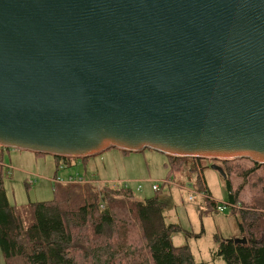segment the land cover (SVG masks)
Masks as SVG:
<instances>
[{
  "label": "water",
  "instance_id": "1",
  "mask_svg": "<svg viewBox=\"0 0 264 264\" xmlns=\"http://www.w3.org/2000/svg\"><path fill=\"white\" fill-rule=\"evenodd\" d=\"M0 146L264 165V0H0Z\"/></svg>",
  "mask_w": 264,
  "mask_h": 264
},
{
  "label": "trees",
  "instance_id": "2",
  "mask_svg": "<svg viewBox=\"0 0 264 264\" xmlns=\"http://www.w3.org/2000/svg\"><path fill=\"white\" fill-rule=\"evenodd\" d=\"M56 159L65 166L72 161L68 157ZM202 160L167 156L166 183L187 178L186 185L202 194L207 207L218 211L219 204L203 177L192 180L203 168ZM222 168L227 176L232 172ZM248 173L240 171L244 177ZM261 180L262 196L249 208H241L238 192L226 179L228 205L238 211L242 236L248 240L237 244L236 257H231L234 243L227 242L219 249L229 261L264 264V175ZM97 181L57 183L52 199L30 202L32 221L25 225L19 210L10 204L0 178V250L5 263L204 264L196 260L188 245L173 244L171 235L181 226L167 222L166 204L159 196L137 199L130 187L98 185Z\"/></svg>",
  "mask_w": 264,
  "mask_h": 264
},
{
  "label": "rangeland",
  "instance_id": "3",
  "mask_svg": "<svg viewBox=\"0 0 264 264\" xmlns=\"http://www.w3.org/2000/svg\"><path fill=\"white\" fill-rule=\"evenodd\" d=\"M71 159V164L65 166L50 154L0 146L2 185L10 204L19 210L25 225L32 221L30 202L52 199L57 183L90 178L98 179V185L127 182L137 199L157 195L166 204L167 222L181 226L180 231L171 235L175 246L188 245L196 260L204 264H243L239 259L229 261L227 256L218 253L228 240L242 238L243 232L238 211L235 213V209L228 205L226 178L211 165L232 171L228 178L238 192L241 208H249L255 204L256 198L262 196L264 165L257 168L249 159H203L200 166L203 168L192 176V180L199 175L203 177L212 198L225 207L223 211H216L207 207L204 197L186 185L187 178L180 183H166L169 172L165 166L167 156L157 151L126 152L111 148L89 157L87 161ZM241 170L249 173L244 177ZM153 185H157L158 190H154ZM232 247L235 250L231 257H236L238 245ZM0 264H6L1 250Z\"/></svg>",
  "mask_w": 264,
  "mask_h": 264
},
{
  "label": "built area",
  "instance_id": "4",
  "mask_svg": "<svg viewBox=\"0 0 264 264\" xmlns=\"http://www.w3.org/2000/svg\"><path fill=\"white\" fill-rule=\"evenodd\" d=\"M73 181H75V182H82V179H76V180H73ZM111 185H113V186H115V187H118V186H124V187H129V185L127 184V182H118V183H112ZM153 189L154 190H158V186L157 185H153ZM196 194H198V195H202L201 193H198V192H195ZM191 198H193V197H191ZM224 206H222V205H218V207H217V210L218 211H223L224 210Z\"/></svg>",
  "mask_w": 264,
  "mask_h": 264
},
{
  "label": "crops",
  "instance_id": "5",
  "mask_svg": "<svg viewBox=\"0 0 264 264\" xmlns=\"http://www.w3.org/2000/svg\"><path fill=\"white\" fill-rule=\"evenodd\" d=\"M87 160H88V159H87ZM87 160H86V161H87ZM170 183H171V182H170Z\"/></svg>",
  "mask_w": 264,
  "mask_h": 264
}]
</instances>
